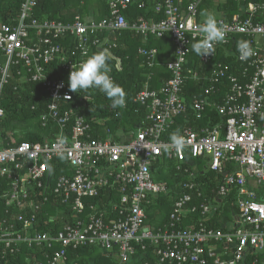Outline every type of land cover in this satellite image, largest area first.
<instances>
[{"label":"built area","instance_id":"2783aa9c","mask_svg":"<svg viewBox=\"0 0 264 264\" xmlns=\"http://www.w3.org/2000/svg\"><path fill=\"white\" fill-rule=\"evenodd\" d=\"M208 1L107 0L106 18L77 17L64 24L37 20L38 0H21L14 23L0 24V99L15 69L22 80L40 84L47 92L49 102L39 116L40 127L51 124L57 128L55 137L44 143L4 147L0 137V180L7 182L0 192L5 213L0 219L1 264H12L24 250L41 248L52 249V257L37 261L29 254L26 264H65L68 249L87 246L100 248L109 256L114 252L115 264H130L137 252L147 250L156 264H264V0H236L242 5L239 13L231 18L216 17L225 39L213 45V54L200 57L202 66L211 65L206 76L185 66L191 45L201 38L194 27L189 28V22H203L199 8ZM134 3L138 9L153 3L155 13L164 18L158 22L139 18L130 24L124 12ZM126 30L143 39L171 36L175 51L166 65L170 79L152 90V75H148L134 99L145 108V121L128 142L91 139L90 124L77 112L66 81L56 74L62 71L69 78L72 65L85 60L91 48L111 52L116 44L102 35ZM237 37L249 43L252 54L246 59L227 50ZM66 40L67 46L62 45ZM221 51L225 58L234 57L238 68L215 62ZM137 52L148 68L155 67L157 49L142 47ZM203 79L208 86L202 96L193 97L192 116L201 121L211 107L222 121L198 130L184 128L185 145L177 150L164 137L175 118L187 111L181 96L185 84ZM221 91L218 101L208 100ZM3 118L0 106V125ZM187 156L203 158L210 171L222 175L211 198L197 188L195 174L186 165ZM61 159L70 173L57 177L51 186V164ZM158 161L175 162L176 170L187 180L168 222L155 230L144 224L148 206L168 189L165 183L153 181L151 167ZM108 191H115L118 198L113 199ZM106 193L112 198L108 211L86 205V199ZM49 197L69 213L57 211L48 217L51 223L63 221L57 233H39L34 226L42 211L41 201L44 204ZM185 221L190 224L181 227ZM212 221L220 227L211 226Z\"/></svg>","mask_w":264,"mask_h":264},{"label":"trees","instance_id":"16d2710c","mask_svg":"<svg viewBox=\"0 0 264 264\" xmlns=\"http://www.w3.org/2000/svg\"><path fill=\"white\" fill-rule=\"evenodd\" d=\"M250 1L258 2L260 0ZM20 4L21 0H0V24H13L19 14ZM241 7L242 5L236 0H211L201 5L199 13L204 15L212 11L214 15L231 18L234 14L240 12ZM83 12L87 14L89 20L100 21L109 15L107 0H38L34 17L39 21L49 20L69 24L77 17H81ZM124 16L130 24L139 18L153 22H158L164 18L163 14L155 13L153 3H147L144 9H138L134 3L128 11L124 12ZM102 36L109 37L116 44V48L110 52L111 59L108 63L111 67L110 75L126 92L125 107L113 109L111 101L97 89H88L79 94L71 92L69 87L68 90L73 95L75 105H77V112L90 124V138L95 140L105 139L109 133L114 140L118 141V136L126 135L132 131L135 132L143 125L146 110L134 102L136 94L142 90L149 74L152 75L149 82V87L152 90H158L164 82L170 79V73L166 65L173 59L175 50L170 35H164L162 38L148 37L143 39L142 36L134 31L126 30L119 33L105 32ZM235 40V44L232 42L227 50L233 49V51L237 52V42L244 39L237 37ZM68 43L69 40L61 42L64 46H67ZM142 47L157 49L158 54L153 69L148 68L145 65V59L138 54V49ZM97 51V48H91L90 55ZM2 61L3 58L0 52V62ZM215 62H224L230 66H235V68L239 66L234 61V57H223L222 51L218 53ZM210 67L211 65L206 66L203 64L202 66L200 56L191 50L185 69L197 73L203 72V75L207 76L210 74ZM54 68L56 71V66ZM56 75L57 78L65 80L68 85V78L65 73L57 71ZM53 76L54 74H50L49 77L53 78ZM207 86V82L204 79L194 83L189 81L185 84L181 96L187 111L175 118L174 125L164 137L165 140H170L171 134L177 131L181 134L186 127L199 129L200 127L217 126L221 123L222 119L211 107L206 108L204 118L201 121H196L192 116V99L196 96H202ZM222 93L223 91L218 95H210L208 100L218 101L222 97ZM48 102L47 92L40 84L22 80L16 75L15 69H12L9 82L3 87L0 99V106L4 110V118L0 125V137L2 138L3 146L11 147L22 142L44 143L47 140H52L57 134V128L51 124L46 128H42L39 124V116L45 111ZM51 165L53 166V176L50 178V185L52 186L57 177L67 175L70 171L66 162L62 159ZM186 165L195 174L194 182L197 184V188L203 192L206 198H211V192L215 191L222 183V175L210 171L203 158L192 159L187 156ZM176 166L177 164L173 161L164 163L158 161L151 167L153 181L165 183L168 189L166 193L157 196L151 205L148 206L144 224L146 227L156 230L158 227L164 226L168 222L175 200L183 194L182 184L186 182L187 176L178 172ZM6 186L7 182L0 180V192L6 189ZM107 193L111 194V197L115 200L118 198L115 191H108ZM107 193L98 198L86 199V205H98L108 211L110 206L107 203L112 198ZM41 206L42 211L38 214V219L34 226L36 231L39 233H57L61 229L63 221L51 223L48 221V217L57 215V211L66 213H69V211L54 197H49L48 202L44 204L41 201ZM3 217H5L4 204L1 201L0 219ZM194 218L198 219V216H194ZM210 225L216 228L220 227L215 221H212ZM186 226H188V222L185 221L181 227ZM55 246V248L59 249L57 245ZM53 252L52 249L48 248L24 250L22 255H18L12 261V264H26L25 257L29 254H31V259L33 257L37 261H47V258L52 257ZM150 254L148 250L146 252H137L130 264H142L146 260L151 264H156V258L151 257ZM110 255L96 247L87 246L77 250L68 249L65 264H115L117 259L114 252Z\"/></svg>","mask_w":264,"mask_h":264},{"label":"clouds","instance_id":"9594fccd","mask_svg":"<svg viewBox=\"0 0 264 264\" xmlns=\"http://www.w3.org/2000/svg\"><path fill=\"white\" fill-rule=\"evenodd\" d=\"M193 27L201 38L191 47L200 57L213 54V45L225 39L223 26L214 15H207L199 25L189 22V28ZM237 52L241 59H246L252 54L247 41L237 42ZM110 59L111 53L105 48L89 55L78 66L72 65L68 78L69 90L79 94L88 89H97L111 101L113 109L125 107L126 92L110 75L111 67L108 63ZM169 139V146L177 150L185 145V140L178 131L171 134Z\"/></svg>","mask_w":264,"mask_h":264},{"label":"crops","instance_id":"0c3cea01","mask_svg":"<svg viewBox=\"0 0 264 264\" xmlns=\"http://www.w3.org/2000/svg\"><path fill=\"white\" fill-rule=\"evenodd\" d=\"M206 15H208V14H206ZM81 18H83V17H81ZM87 19L86 20H89L88 19V17H86ZM190 82H192V83H194V81H190ZM145 85V84H144ZM144 85H143V87H144ZM161 87V86H160ZM143 89V88H142ZM183 92V91H182ZM201 128V127H200ZM139 129V128H138ZM137 129V130H138ZM136 130V131H137ZM195 130H198V129H195ZM135 131V132H136ZM135 132L134 131H132V132H129V133H127L126 135H121V136H118V138H119V140L117 141V140H114V138H113V136L111 135V134H107V137L105 138V139H98V140H102V141H105V140H108V139H110L112 142H115V143H119V144H124V143H126V142H128L130 139H131V137L135 134ZM156 199V198H155ZM188 224H190V222H188ZM160 227H162V226H160ZM159 228V227H158Z\"/></svg>","mask_w":264,"mask_h":264},{"label":"rangeland","instance_id":"374dc122","mask_svg":"<svg viewBox=\"0 0 264 264\" xmlns=\"http://www.w3.org/2000/svg\"><path fill=\"white\" fill-rule=\"evenodd\" d=\"M207 14H208V15H214V14L212 13V11L208 12ZM206 16H207V15L204 14V15H202V18H203V17L205 18ZM214 16H215V17H220V16H218V15H214ZM81 17H83V20H86V19H87V18H86V17H87V14H86L85 12H83L82 15H81Z\"/></svg>","mask_w":264,"mask_h":264}]
</instances>
